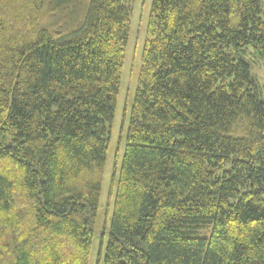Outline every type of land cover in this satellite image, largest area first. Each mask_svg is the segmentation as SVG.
<instances>
[{
    "label": "trees",
    "instance_id": "1",
    "mask_svg": "<svg viewBox=\"0 0 264 264\" xmlns=\"http://www.w3.org/2000/svg\"><path fill=\"white\" fill-rule=\"evenodd\" d=\"M134 1L0 0V264H90ZM150 15L104 264H264V0Z\"/></svg>",
    "mask_w": 264,
    "mask_h": 264
},
{
    "label": "rangeland",
    "instance_id": "2",
    "mask_svg": "<svg viewBox=\"0 0 264 264\" xmlns=\"http://www.w3.org/2000/svg\"><path fill=\"white\" fill-rule=\"evenodd\" d=\"M153 0H135L132 3L130 19V37L127 45V54L124 66V75L115 122L112 125V136L107 157L106 177L103 185L101 201L98 207L96 223L94 226V240L90 264H104L106 248L108 246L109 228L114 215V206L117 193V178H119L122 159L125 154L126 137L130 122L132 104L136 91L140 86L139 77L142 67V56L147 40L148 24L151 18ZM264 17V15H262ZM250 53V54H249ZM246 56L252 67L253 78L264 99V59L253 55V49ZM258 59V60H257Z\"/></svg>",
    "mask_w": 264,
    "mask_h": 264
}]
</instances>
